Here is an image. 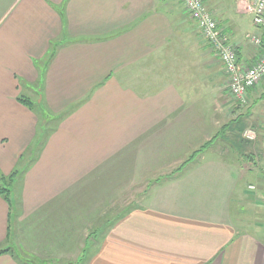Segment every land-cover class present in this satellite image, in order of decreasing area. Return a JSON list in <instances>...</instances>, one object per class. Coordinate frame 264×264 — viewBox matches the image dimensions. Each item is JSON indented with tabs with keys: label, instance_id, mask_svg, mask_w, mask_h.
Masks as SVG:
<instances>
[{
	"label": "crops",
	"instance_id": "obj_1",
	"mask_svg": "<svg viewBox=\"0 0 264 264\" xmlns=\"http://www.w3.org/2000/svg\"><path fill=\"white\" fill-rule=\"evenodd\" d=\"M206 4L253 65L247 2ZM223 70L181 0H0V264H264V83Z\"/></svg>",
	"mask_w": 264,
	"mask_h": 264
},
{
	"label": "built area",
	"instance_id": "obj_2",
	"mask_svg": "<svg viewBox=\"0 0 264 264\" xmlns=\"http://www.w3.org/2000/svg\"><path fill=\"white\" fill-rule=\"evenodd\" d=\"M187 14L201 32L202 38L210 46L223 65L229 78V88L232 97L245 107L251 89L264 83V42L261 37L249 36V42L256 49L259 57L251 68L239 64L237 50L228 36L221 30L215 17L208 10L203 0H181ZM252 14V23L258 30L264 31V0H245ZM246 140L253 141L256 134L246 131Z\"/></svg>",
	"mask_w": 264,
	"mask_h": 264
},
{
	"label": "rangeland",
	"instance_id": "obj_3",
	"mask_svg": "<svg viewBox=\"0 0 264 264\" xmlns=\"http://www.w3.org/2000/svg\"><path fill=\"white\" fill-rule=\"evenodd\" d=\"M180 1V0H179ZM204 2H205V5L207 6V8H208V4H206V3H208V1L209 0H203ZM211 2H212V0H211ZM217 2L218 1H214V3H212L213 4V6L214 7H216V5H217ZM208 10H209V8H208ZM212 13V12H211ZM244 20H246V19H244ZM248 20V19H247ZM249 21V22H248ZM247 22V28L246 29H248V30H252L253 28H255V27H253L254 25L252 24V22L250 21V20H248ZM245 22V21H244ZM258 57H259V54H258ZM257 60L258 59H255L254 60V64L253 65H251V66H245V68H251V67H253L255 64H256V62H257ZM223 72H224V75H226V73H225V71L223 70ZM228 78V77H227ZM229 79V78H228ZM228 91H230V88L228 89ZM30 101V100H29ZM242 107V106H241ZM221 120H224V118H220V117H217L216 118V121L219 123ZM219 128H220V126H218ZM219 130V129H218ZM216 131V133H217V137L216 138H213L214 140H213V142H211V143H208L207 145V147H211V146H213V147H218V148H222V149H224V147H225V145H226V143H227V140H228V137H227V135H226V132H224V129H223V131ZM253 131V130H252ZM244 134V133H243ZM206 147V148H207ZM190 156V154L188 153V154H186L185 155V160H188L187 158ZM178 157H182L181 156V154H177V157L175 158V160H174V162L175 161H177L178 159H180V158H178ZM26 171V170H25ZM176 173L177 172H175V173H173V174H170V175H167V176H165V178L164 177H162V179H166V178H171L172 176H174V175H176ZM161 180V179H160ZM159 179L158 180H156V181H160ZM155 181V182H156ZM10 185H11V183H9V184H5V185H1L0 187H2V188H7L8 189V187H10ZM150 186L151 185H147V184H145V185H139L138 186V196H139V198H140V200L139 201H141L142 199L141 198H144L143 196L147 193V191H148V189L150 188ZM123 196H126V194H123ZM122 196V197H123ZM138 204H140L139 202H138ZM9 248H10V246H7L5 249H8L9 250ZM1 249V248H0Z\"/></svg>",
	"mask_w": 264,
	"mask_h": 264
},
{
	"label": "trees",
	"instance_id": "obj_4",
	"mask_svg": "<svg viewBox=\"0 0 264 264\" xmlns=\"http://www.w3.org/2000/svg\"><path fill=\"white\" fill-rule=\"evenodd\" d=\"M20 101L23 102L25 105L29 106L32 109L33 103L31 101L25 100V99H20ZM207 146L208 145L204 146L203 149H205ZM17 176H19L18 172L12 174L10 177H8L6 179H3V182H5V184L13 183L15 181V179L17 178ZM2 194L5 196L7 202L11 204L12 203L11 202L12 201V199H11V190L7 189V188L0 187V195H2ZM12 206H13V203H12ZM5 253H8V250L0 251V255H3Z\"/></svg>",
	"mask_w": 264,
	"mask_h": 264
}]
</instances>
